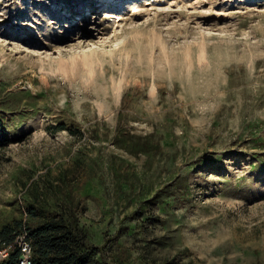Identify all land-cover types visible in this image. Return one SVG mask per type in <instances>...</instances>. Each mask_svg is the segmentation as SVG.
Listing matches in <instances>:
<instances>
[{
	"label": "rangeland",
	"instance_id": "1",
	"mask_svg": "<svg viewBox=\"0 0 264 264\" xmlns=\"http://www.w3.org/2000/svg\"><path fill=\"white\" fill-rule=\"evenodd\" d=\"M89 1L0 0V225L49 179L101 245L142 189L160 222L123 226L127 264H264V0Z\"/></svg>",
	"mask_w": 264,
	"mask_h": 264
},
{
	"label": "trees",
	"instance_id": "2",
	"mask_svg": "<svg viewBox=\"0 0 264 264\" xmlns=\"http://www.w3.org/2000/svg\"><path fill=\"white\" fill-rule=\"evenodd\" d=\"M54 130H66L78 137L83 135L66 122H58ZM6 131V125L0 118V160L11 142ZM97 136L99 137L98 134L94 137ZM112 139L116 148L132 156L156 153L161 148L160 142L150 136L125 133L119 127ZM258 163V166H263L264 158H259ZM114 175L118 177L117 171ZM62 176L64 175L60 174L59 178L62 179ZM38 182L33 180L31 186L23 185L22 199L26 217L11 218L0 225V241L12 245L8 259L0 264H17L21 252L15 241L22 234H25L29 241L32 264H127L131 260V250L118 239L120 231L126 229V226H123L138 218L141 223L160 222L158 217L147 215L146 210L162 203L164 196H159L157 192L150 196L148 191L140 189L135 211L120 220V226L114 235L105 237L103 244L94 245L90 232L79 219L73 197L74 188L66 185L64 192L59 191L58 182L54 185V180L48 179L46 188H49L43 192L38 190ZM167 195L171 197L173 192H168ZM51 197L55 199L54 202L49 201ZM157 264L175 263L172 259H166Z\"/></svg>",
	"mask_w": 264,
	"mask_h": 264
},
{
	"label": "built area",
	"instance_id": "3",
	"mask_svg": "<svg viewBox=\"0 0 264 264\" xmlns=\"http://www.w3.org/2000/svg\"><path fill=\"white\" fill-rule=\"evenodd\" d=\"M21 252V256L17 264H32L31 247L25 234H22L15 241ZM12 245L5 244L0 241V263L7 260L11 252Z\"/></svg>",
	"mask_w": 264,
	"mask_h": 264
},
{
	"label": "bare ground",
	"instance_id": "4",
	"mask_svg": "<svg viewBox=\"0 0 264 264\" xmlns=\"http://www.w3.org/2000/svg\"><path fill=\"white\" fill-rule=\"evenodd\" d=\"M143 1L144 2H148L149 0H143ZM156 1H158V2L161 1L162 2V1H165V0H156ZM94 2H96V0H90L88 4L90 5V4H93Z\"/></svg>",
	"mask_w": 264,
	"mask_h": 264
}]
</instances>
